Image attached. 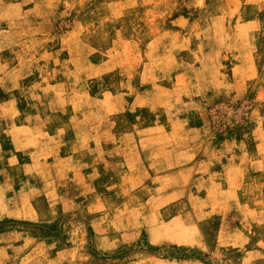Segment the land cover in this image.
<instances>
[{"label": "rangeland", "instance_id": "obj_1", "mask_svg": "<svg viewBox=\"0 0 264 264\" xmlns=\"http://www.w3.org/2000/svg\"><path fill=\"white\" fill-rule=\"evenodd\" d=\"M0 264H264V0H0Z\"/></svg>", "mask_w": 264, "mask_h": 264}]
</instances>
